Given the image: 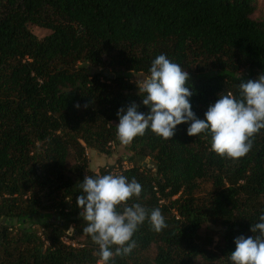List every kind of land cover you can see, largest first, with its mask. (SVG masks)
Returning <instances> with one entry per match:
<instances>
[{
    "label": "trees",
    "instance_id": "16d2710c",
    "mask_svg": "<svg viewBox=\"0 0 264 264\" xmlns=\"http://www.w3.org/2000/svg\"><path fill=\"white\" fill-rule=\"evenodd\" d=\"M254 1L0 0V264H97L77 198L86 176L106 174L135 178L142 192L128 205L159 208L167 225L157 233L146 219L131 253L109 264H231L235 239L259 235L250 229L264 214V129L233 161L210 150L209 134L188 136L190 122L171 140L148 129L123 145L117 113L150 111L127 74L142 82L160 54L189 72L197 118L220 95L239 99L242 82L264 75ZM86 148L125 154L94 172ZM205 225L219 229L215 250Z\"/></svg>",
    "mask_w": 264,
    "mask_h": 264
},
{
    "label": "clouds",
    "instance_id": "9594fccd",
    "mask_svg": "<svg viewBox=\"0 0 264 264\" xmlns=\"http://www.w3.org/2000/svg\"><path fill=\"white\" fill-rule=\"evenodd\" d=\"M188 80V71L164 54L158 55L152 61L150 75L139 85V92L145 94L142 104L150 111L147 114L139 111L135 103L126 111L120 109L116 125L118 141L128 145L148 129L171 140L178 125L190 122L187 135L209 134L210 150L216 155L233 161L245 157L255 136L264 129V75L255 81L242 82L239 99L231 92L220 95L208 107L204 119L197 118L192 111L193 93L186 86ZM80 187L82 194L77 205L87 224L84 234L99 248L97 264H109L114 255H129L136 246L132 237L146 219L157 233L167 227L159 208L149 212L139 203L128 205L129 200L139 198L142 192L135 178L129 181L123 175L86 176ZM121 206L122 211H118ZM259 221L250 229L252 233L259 232L258 236L235 239V250L229 255L231 264H264V214Z\"/></svg>",
    "mask_w": 264,
    "mask_h": 264
},
{
    "label": "rangeland",
    "instance_id": "374dc122",
    "mask_svg": "<svg viewBox=\"0 0 264 264\" xmlns=\"http://www.w3.org/2000/svg\"><path fill=\"white\" fill-rule=\"evenodd\" d=\"M254 4L256 6V10L252 15V18L256 21H262L264 20V0H255ZM32 33L36 35L38 38H43L44 36L49 34V31L46 29L38 28L36 26H31L30 27ZM104 71L111 72L110 68L108 66H105ZM128 78L130 81L133 82H138L141 83L142 77L138 74H133V73H128L127 74ZM86 158L89 161V169L98 172L100 168L106 165H113L116 162V157L119 155L125 154V151L122 149H119V153L111 156H106L103 154H100L92 149L86 148ZM124 166H127L128 164L123 163ZM209 190V186L206 184H200L197 190L196 195L197 196H204L206 195L207 191ZM36 230L39 231V227L37 226L35 228ZM70 231V230H69ZM201 236L207 235L209 238H212L213 245L209 247L210 250H215V245L219 242L220 240V234H219V229L216 228L213 225H205L200 231ZM67 238V242L69 243H74L73 241L69 240V235ZM198 264H206L203 262H198Z\"/></svg>",
    "mask_w": 264,
    "mask_h": 264
},
{
    "label": "built area",
    "instance_id": "2783aa9c",
    "mask_svg": "<svg viewBox=\"0 0 264 264\" xmlns=\"http://www.w3.org/2000/svg\"><path fill=\"white\" fill-rule=\"evenodd\" d=\"M123 166H124V165H123ZM125 167H126V166H125ZM63 242H65V243H67V244H71L70 242H69V243L67 242V238H66V237L63 238ZM72 245H73V244H72ZM73 246H74V245H73Z\"/></svg>",
    "mask_w": 264,
    "mask_h": 264
}]
</instances>
